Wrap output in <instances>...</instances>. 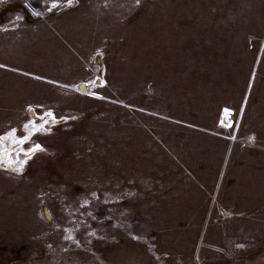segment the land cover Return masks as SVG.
I'll return each mask as SVG.
<instances>
[{
	"label": "rangeland",
	"instance_id": "rangeland-1",
	"mask_svg": "<svg viewBox=\"0 0 264 264\" xmlns=\"http://www.w3.org/2000/svg\"><path fill=\"white\" fill-rule=\"evenodd\" d=\"M0 264H264V0H0Z\"/></svg>",
	"mask_w": 264,
	"mask_h": 264
},
{
	"label": "snow or ice",
	"instance_id": "snow-or-ice-1",
	"mask_svg": "<svg viewBox=\"0 0 264 264\" xmlns=\"http://www.w3.org/2000/svg\"><path fill=\"white\" fill-rule=\"evenodd\" d=\"M19 143H23V141H19Z\"/></svg>",
	"mask_w": 264,
	"mask_h": 264
}]
</instances>
